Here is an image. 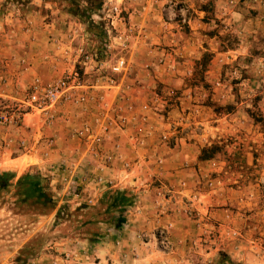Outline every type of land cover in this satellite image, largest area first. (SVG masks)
<instances>
[{
    "label": "rangeland",
    "instance_id": "obj_1",
    "mask_svg": "<svg viewBox=\"0 0 264 264\" xmlns=\"http://www.w3.org/2000/svg\"><path fill=\"white\" fill-rule=\"evenodd\" d=\"M85 53L105 61L124 55L131 80L134 67L192 69L198 98L192 105L209 116L208 124L194 128L229 131L202 159L216 160L235 146L241 148L235 159L250 163H229L224 151L226 160L211 165L196 191L242 186L247 201L259 194L264 199V0H0V172L25 164V173L41 175L51 199L36 203L15 186L0 191V264H264V237L258 248L252 244L260 258L254 250V258L239 262L227 244L243 240L244 231L198 222L189 206L194 196H182L188 183L177 191L150 183L139 198L127 196L121 211L109 193L91 200L79 188V197L71 188L64 194L62 185L29 166L31 121L41 117L27 106L32 86L82 72ZM157 199L171 205L177 199L181 219L163 223L164 212H174L163 211ZM252 211L241 210L246 216Z\"/></svg>",
    "mask_w": 264,
    "mask_h": 264
},
{
    "label": "crops",
    "instance_id": "obj_2",
    "mask_svg": "<svg viewBox=\"0 0 264 264\" xmlns=\"http://www.w3.org/2000/svg\"><path fill=\"white\" fill-rule=\"evenodd\" d=\"M137 53L138 57L144 55V51L142 50H138ZM159 54H162V52ZM186 70L182 68L173 70L161 66L156 67L152 73V77H149L145 69L134 67V71L137 73L132 79L143 85L138 93V104L143 103L149 98L151 90L157 86L160 89H174L178 91L180 98L168 108L169 118L165 122L158 120L153 114H149L151 117L147 131L155 132L148 139L145 148L136 149L133 147L128 139V132L107 141L105 144L106 150L113 147L112 145L115 143H119L121 145L122 156L130 161L137 159L141 164L140 168H143V182H138V184L133 183L132 177H130V180L127 182L116 185L121 190L119 192L125 193L126 196H136L139 198L140 188L144 190V193L148 192L146 189L150 185V183H146L148 181L155 180V182L176 189V191L181 190V183H188V190H183L182 196L185 194L190 197L194 196V198H191L189 206L192 210H195L196 217H199L198 222L204 220L206 222L205 226L212 227L214 225L220 231H225L228 225H232L234 231L239 229L244 231L243 240H240L239 243L227 244V249L234 260L249 262L251 258L255 257L253 253L255 248H253L252 244L255 243V247L258 248V244L264 237V199L259 194L257 198L247 201V198L244 196L245 189L242 186H222L218 187L215 191L207 190L203 194L196 191L197 183L205 179L204 175L210 171L211 165L217 159L226 160L225 158L227 157L224 154V150L222 154L218 153L219 155L214 156L216 160H204L201 157L203 151L210 149L214 145L221 144V139L226 138L229 131H197L194 128L198 124L204 126L208 124L209 116L208 114L201 115L198 109L192 105L198 99L192 88H196L197 86L193 85L192 81H189L193 70L190 68ZM188 70L189 76L186 73ZM134 80L129 79L128 82H135ZM113 98V95L108 97L110 104L113 102ZM139 110L138 108L137 112ZM185 113H187V116L186 119H183L186 115ZM40 118L42 117L35 115L31 121V135L27 146L30 158L28 164L30 167H35L38 172L50 180L51 184L62 185L65 190L64 194L71 187L82 189L81 193L84 200H91L95 197L100 198L114 191L111 190V186L106 181L99 186L96 185V179L99 176H103L108 180L116 181L121 168L120 164L117 163L115 167L107 168L100 172L95 166L96 164L91 162L92 159L88 156L86 147L79 141L70 138L72 131L79 130L82 127L79 108L71 106L60 108L56 118L50 125L46 117ZM186 127H189V129L186 130ZM173 128L178 131L176 133V144L173 147H167L160 142L159 138L162 133L171 131ZM40 131L45 138L44 141L41 140L42 138L38 139ZM48 138L49 140L52 139L54 144L50 145L49 142L46 143ZM24 144L27 145V143ZM226 151L229 153L228 156L232 157L229 163L245 167L250 165L248 160L235 159L241 148L232 146L229 149L226 147ZM153 155L161 156L164 159L160 170L150 165V162L145 163L144 161L145 156L152 157ZM10 170L15 172L17 177H20L27 171V167L25 164L18 163L16 167ZM147 176L151 179L146 178ZM234 183H237V181ZM133 186H137L135 191ZM247 190L250 191V189ZM149 198L151 200L155 199L153 195ZM157 200L163 206V211L172 209L174 212L170 216H168L167 212H164V216L160 218L163 220V223L169 219H181L183 205L177 199L175 205H171L169 203L170 200ZM246 206L253 208L251 214L247 216L241 212ZM145 209H148L149 215L154 214L150 204ZM132 216H134V210L131 212V221L133 219ZM244 228L249 229V231ZM194 231H197L195 227ZM254 252L258 253L260 258V251L256 249Z\"/></svg>",
    "mask_w": 264,
    "mask_h": 264
},
{
    "label": "built area",
    "instance_id": "obj_3",
    "mask_svg": "<svg viewBox=\"0 0 264 264\" xmlns=\"http://www.w3.org/2000/svg\"><path fill=\"white\" fill-rule=\"evenodd\" d=\"M85 55L82 72L74 71L66 77L46 84L37 79L27 99V106L32 112L46 117L49 125L56 118L60 108L65 106L79 108L82 127L72 131L70 138L86 147L91 162L96 164L100 172L115 167L117 163L121 166L116 181L99 176L96 185L99 186L106 181L111 190H116L118 189L116 184H123L130 180V177L133 183H141L143 168H140L139 161L126 160L122 156L119 143L112 145L109 150H106L105 144L109 139L128 132V139L133 147L145 148L148 139L155 132L147 131L151 117L149 114L165 122L169 118L168 108L180 98V95L174 89L155 87L151 90V96L138 104V93L143 85L136 81L128 82L129 64L124 55L120 54L110 61L99 59L97 55L86 53ZM162 62L161 60L160 64ZM89 73L90 76H94L92 80L85 78ZM146 74L152 77V73L147 71ZM110 95L114 97L111 104L108 100ZM138 108L140 110L137 112ZM177 132V129L173 128L162 133L160 142L167 147H173L176 144ZM49 144H54V141L49 140ZM144 161L150 162V165L160 170L164 159L153 155L145 156ZM154 182L155 180L146 183ZM133 188L136 189L137 186ZM71 190L79 197L75 192L76 188L71 187Z\"/></svg>",
    "mask_w": 264,
    "mask_h": 264
},
{
    "label": "trees",
    "instance_id": "obj_4",
    "mask_svg": "<svg viewBox=\"0 0 264 264\" xmlns=\"http://www.w3.org/2000/svg\"><path fill=\"white\" fill-rule=\"evenodd\" d=\"M16 181L15 185H13V181ZM42 177L39 173H25L20 177L13 172H0V191L6 190L11 186H15L18 189L23 190V195L26 199L34 198L36 203L46 204L51 199L48 198V195L45 192V188L43 186ZM108 195L112 199V204L116 207H120L121 211H123L126 206L130 203V199L127 198L126 194L123 192H115L109 193ZM123 206V207H122ZM124 223V218L119 217L117 219L116 226L120 228Z\"/></svg>",
    "mask_w": 264,
    "mask_h": 264
}]
</instances>
